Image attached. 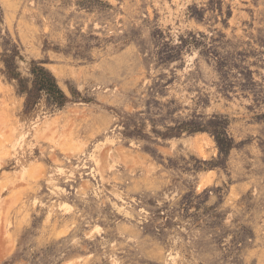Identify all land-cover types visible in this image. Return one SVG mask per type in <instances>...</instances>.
Segmentation results:
<instances>
[{"label": "rangeland", "instance_id": "rangeland-1", "mask_svg": "<svg viewBox=\"0 0 264 264\" xmlns=\"http://www.w3.org/2000/svg\"><path fill=\"white\" fill-rule=\"evenodd\" d=\"M0 3L23 71L43 61L82 96L27 113L0 71V264H44L50 245L59 264H264V0ZM216 113L236 142L226 167L186 169L218 157L208 132L154 136Z\"/></svg>", "mask_w": 264, "mask_h": 264}, {"label": "trees", "instance_id": "trees-1", "mask_svg": "<svg viewBox=\"0 0 264 264\" xmlns=\"http://www.w3.org/2000/svg\"><path fill=\"white\" fill-rule=\"evenodd\" d=\"M2 6L0 3V19L2 18ZM197 38L182 39L181 43L171 44L166 43V55L161 58L164 61H174L181 58L183 50H189L193 47L198 48L200 42H197ZM2 51L0 53V59L3 63V67L0 71L3 73L5 80L10 82L16 89L17 93L25 96V111L30 113L44 102L45 107L50 110L63 109L68 104L81 99V94L77 88L70 89V94L63 89L56 75L44 65L43 61L36 59L30 60L29 69L24 72L21 66V62L25 59L22 54L21 47L17 40H15L10 33H6L2 41L0 42ZM200 52L201 55L207 56L215 60V70L220 75L221 87H225L227 91L234 89L232 82L229 80L231 67L229 61L223 59L221 54L217 51L211 50L210 47L204 46ZM163 53V54H164ZM223 60V62H220ZM251 76H247L244 85L245 87H251ZM231 119L227 114L216 113L209 117L206 121L199 118H189L180 121L174 125L167 126L166 131L154 130V136H161L165 139L181 136L184 133L193 134L196 132H208L215 140L219 154L216 159L204 160L198 158L196 155L191 154V158L197 163L193 166H187L186 169L195 171H202L210 167H226L229 155L232 149L236 146L235 139L229 132V125ZM137 132V131H136ZM136 132H131V135H136ZM138 134L148 141L154 143L158 142L157 139H153L152 135L139 131ZM152 150L150 147L148 148ZM181 158L186 159L184 156ZM170 159V158H169ZM52 245L46 249L40 251L36 255H41V259L44 264H59L62 258L59 254L51 253ZM59 257V258H58ZM14 261L13 258L8 259L2 264H11Z\"/></svg>", "mask_w": 264, "mask_h": 264}]
</instances>
